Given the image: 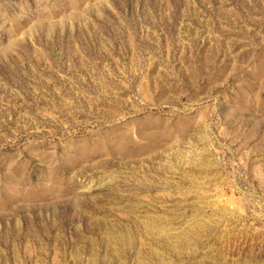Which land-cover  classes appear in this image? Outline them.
Segmentation results:
<instances>
[{
    "label": "rangeland",
    "instance_id": "1",
    "mask_svg": "<svg viewBox=\"0 0 264 264\" xmlns=\"http://www.w3.org/2000/svg\"><path fill=\"white\" fill-rule=\"evenodd\" d=\"M0 264H264V0H0Z\"/></svg>",
    "mask_w": 264,
    "mask_h": 264
}]
</instances>
